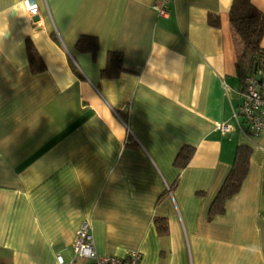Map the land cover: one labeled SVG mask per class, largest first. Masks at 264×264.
Returning a JSON list of instances; mask_svg holds the SVG:
<instances>
[{
	"label": "crops",
	"instance_id": "1",
	"mask_svg": "<svg viewBox=\"0 0 264 264\" xmlns=\"http://www.w3.org/2000/svg\"><path fill=\"white\" fill-rule=\"evenodd\" d=\"M23 1L0 0V264L73 261L83 221L99 255L264 264V131L249 135L233 114L232 0H172L165 17L155 0H34L33 21ZM251 2L264 13V0ZM81 36L96 48H79ZM108 51L121 53L115 77L101 75ZM240 145L247 173L210 215Z\"/></svg>",
	"mask_w": 264,
	"mask_h": 264
},
{
	"label": "trees",
	"instance_id": "2",
	"mask_svg": "<svg viewBox=\"0 0 264 264\" xmlns=\"http://www.w3.org/2000/svg\"><path fill=\"white\" fill-rule=\"evenodd\" d=\"M228 18L235 35L242 44L238 52L236 67L243 89L246 76L254 74L258 69L264 67V49L260 47V40L262 33H264V13L256 8L251 0H232ZM208 21L213 25L218 23L217 17L213 15H209ZM77 45L81 49H91L93 51L97 46V41L95 37L81 36ZM26 49L30 69L33 72L40 71L43 68V63L36 49L31 43H27ZM123 69L121 53L108 51L106 65L101 70V75L104 77H115ZM191 153V148L186 150L185 161ZM249 155V146L240 145L236 148L231 168L211 203L210 215L222 213L226 199L239 190L248 170ZM185 161L182 165L185 164ZM154 223L159 234H166L167 223L165 217H156Z\"/></svg>",
	"mask_w": 264,
	"mask_h": 264
},
{
	"label": "built area",
	"instance_id": "3",
	"mask_svg": "<svg viewBox=\"0 0 264 264\" xmlns=\"http://www.w3.org/2000/svg\"><path fill=\"white\" fill-rule=\"evenodd\" d=\"M172 0H155L154 8L160 17L168 15L167 6ZM24 7L29 19L34 20L38 15V6L34 0H24ZM242 101L234 110V117H241L245 123V132L256 136L264 131V67L254 74L246 76L241 92ZM223 132L229 130V126H218ZM73 261H64L61 256L56 257V264H139L141 254L137 250L127 249L122 256L99 255L94 246L91 225L83 221L76 230L72 243Z\"/></svg>",
	"mask_w": 264,
	"mask_h": 264
}]
</instances>
